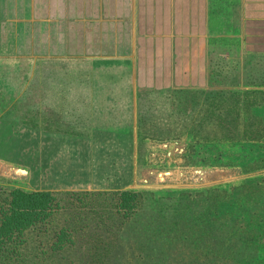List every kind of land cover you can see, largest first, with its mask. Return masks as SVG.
Masks as SVG:
<instances>
[{
  "label": "rangeland",
  "instance_id": "obj_1",
  "mask_svg": "<svg viewBox=\"0 0 264 264\" xmlns=\"http://www.w3.org/2000/svg\"><path fill=\"white\" fill-rule=\"evenodd\" d=\"M239 33L243 34V29ZM211 41L196 48L203 52L201 55H207V65L205 73L201 74L197 62L198 74L190 78L188 85L187 81L183 85L184 78L180 83L174 78L165 82L164 78L141 74L142 70L139 67L134 70V63L129 61L85 60L95 73L96 69L104 67L128 72L129 76L122 80L114 78L116 83L100 86L96 100L110 95L112 98L107 97L102 106L108 107L111 103L112 106L99 115L85 117L78 124L69 119L76 123L73 129L69 128L72 132L45 133L31 129L21 121L20 111L18 115L13 114L19 116L14 130L17 140L11 150L4 145L0 147V185L7 189H46L56 195L69 191L104 192L102 197L110 202L113 194L123 189L141 191L156 198L173 195L176 204L172 211L179 216H183L182 207L176 206L177 201H184L188 196L191 203L195 202L191 204L194 209L200 208L204 213L208 209L226 212L234 200L244 203L246 208L252 207L244 200L247 197L244 192H256L257 195H252L255 201L264 195V54L255 52L250 42H245V37L241 36H230L223 43L218 40L219 44L214 38ZM27 58L25 61L37 65L38 61ZM215 72L240 78V81L235 80L239 85L230 92L233 98L228 96L223 101L238 108L236 112L232 106L227 109L225 118L234 121L230 127L212 108L207 115L209 102L187 110L179 105L176 90L218 87L217 80L210 82L209 74L212 77ZM88 75L86 85L104 79L91 72ZM251 79L253 84L249 83ZM29 81V76H23L22 88ZM110 87H120V92ZM13 116L9 118L15 120ZM251 123L255 126L253 133ZM3 126L0 117V131ZM237 126L238 132L234 130ZM226 128L231 129L234 139L225 134ZM17 167L28 172H16ZM224 189L233 194H224ZM146 210H150L148 205ZM246 210L240 213L243 222L247 220ZM227 226L231 224L226 222ZM260 229H264V223L249 228L246 233L252 235ZM196 231L199 233L198 226L193 232ZM119 245H123L122 250L131 247L130 244ZM193 246L197 248L195 242Z\"/></svg>",
  "mask_w": 264,
  "mask_h": 264
},
{
  "label": "trees",
  "instance_id": "obj_2",
  "mask_svg": "<svg viewBox=\"0 0 264 264\" xmlns=\"http://www.w3.org/2000/svg\"><path fill=\"white\" fill-rule=\"evenodd\" d=\"M89 70L92 68L87 61L40 60L33 66L23 58H0V117L4 123L0 147L11 150L17 140L14 130L19 116L13 114L18 115V111L26 126L46 133L72 132L69 128L76 123L69 119L78 124L109 109L112 103L108 107L102 103L110 95L96 100L100 86L116 83L114 78L122 80L128 72L112 71V67L96 69V73ZM89 72L104 79L86 85ZM221 75L209 74L210 82L217 80L218 87L180 88L176 92L183 110L209 102L207 115L214 110L230 127L234 121H227V109L232 106L236 112L238 108L223 101L228 96L233 98L230 92L240 78L226 74L223 81ZM23 76L30 77L24 88ZM120 87L110 88L120 92ZM250 128L253 133V123ZM234 130L238 132V126ZM224 132L234 139L230 128ZM223 193L233 194L225 189ZM103 194L69 191L56 195L46 189H7L0 185V264H264V229L246 233L264 223V195L255 201L252 195L256 192H244V200L252 207L234 200L223 213L194 209L191 204L195 202L191 203L188 196L177 201L176 206L182 207L179 213L183 216H179L172 211L176 204L173 195L156 198L123 189L115 192L110 202ZM147 205L150 210H146ZM245 210L248 215L243 222L240 213ZM206 222L209 225H204ZM226 222L231 226L225 227ZM197 226L199 233L193 232ZM118 244L131 247L122 250L123 245Z\"/></svg>",
  "mask_w": 264,
  "mask_h": 264
},
{
  "label": "crops",
  "instance_id": "obj_3",
  "mask_svg": "<svg viewBox=\"0 0 264 264\" xmlns=\"http://www.w3.org/2000/svg\"><path fill=\"white\" fill-rule=\"evenodd\" d=\"M230 36L264 54V0H0V58L129 61L188 85L198 45Z\"/></svg>",
  "mask_w": 264,
  "mask_h": 264
},
{
  "label": "water",
  "instance_id": "obj_4",
  "mask_svg": "<svg viewBox=\"0 0 264 264\" xmlns=\"http://www.w3.org/2000/svg\"><path fill=\"white\" fill-rule=\"evenodd\" d=\"M15 171L16 172L23 173V174H26L28 172L25 168H21V167L15 168Z\"/></svg>",
  "mask_w": 264,
  "mask_h": 264
}]
</instances>
